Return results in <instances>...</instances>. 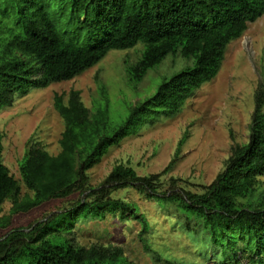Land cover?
<instances>
[{"label":"trees","instance_id":"obj_1","mask_svg":"<svg viewBox=\"0 0 264 264\" xmlns=\"http://www.w3.org/2000/svg\"><path fill=\"white\" fill-rule=\"evenodd\" d=\"M262 16L264 0H0V111L17 96L74 79L112 50L142 46L138 60L127 69L131 83L142 81L168 56L193 60L192 66L163 76L155 92L131 106L118 125L110 118L106 88L93 111L81 91L56 94L54 107L65 123L61 151L51 154L31 144L19 169L28 189L24 194L3 162L0 134V214L5 202H12L10 214L0 217V229L11 225L13 216L51 200L85 195L29 228L4 234L0 264H138L120 245L85 247L76 241L78 223L117 214L123 220H140V239L150 249L145 215L135 203L112 195L127 187L170 203L188 229L201 228L221 250V264H235L244 256L249 264H264V204L249 202L264 176V90L256 95L248 142L233 146L224 169L201 194L181 188L173 177L170 188L163 190L162 176L174 168L186 138L161 173L140 176L120 163L98 187L90 185L89 176L111 146L132 134L128 132L178 114L218 75L228 45Z\"/></svg>","mask_w":264,"mask_h":264},{"label":"rangeland","instance_id":"obj_2","mask_svg":"<svg viewBox=\"0 0 264 264\" xmlns=\"http://www.w3.org/2000/svg\"><path fill=\"white\" fill-rule=\"evenodd\" d=\"M141 52L139 45L129 50H112L100 63L74 79L17 96L11 106L0 111L3 162L19 180L23 194L28 189L21 178L20 162L31 144H40L51 154L61 151L65 123L54 107L56 94L81 91L85 105L93 111L102 99V89L106 88L110 118L118 125L127 118L131 106L155 92L163 76L193 65V60L168 56L149 70L142 81L131 83L127 69L136 63ZM260 90H264V16L249 23L245 34L228 45L218 75L199 88L178 114L137 127L119 144L111 146L91 168L90 185L100 186L120 163L132 166L140 176L161 173L176 156L180 140L186 138L174 168L162 176L163 190L170 188L173 177L181 188L203 193L204 186L210 185L224 169L233 146L248 142ZM260 180L259 189L249 198L254 206L264 204V176ZM112 195L135 203L145 215L150 223L145 234L150 249L140 239V220L133 216L123 220L117 214L78 223L75 226L78 245H120L138 264H166L164 260L221 264V250L214 247L201 228L191 224L193 230L188 229L170 203L148 198L135 187L119 189ZM84 196L76 193L68 199L51 200L30 212L15 215L7 229H0V238L11 229L29 228L43 221ZM11 207L12 202L6 201L0 217L9 215ZM235 264H249V260L244 256Z\"/></svg>","mask_w":264,"mask_h":264}]
</instances>
